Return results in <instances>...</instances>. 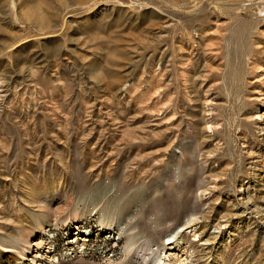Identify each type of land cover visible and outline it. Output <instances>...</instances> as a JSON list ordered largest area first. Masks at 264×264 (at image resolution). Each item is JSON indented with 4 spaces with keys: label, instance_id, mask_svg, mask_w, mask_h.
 <instances>
[{
    "label": "rangeland",
    "instance_id": "374dc122",
    "mask_svg": "<svg viewBox=\"0 0 264 264\" xmlns=\"http://www.w3.org/2000/svg\"><path fill=\"white\" fill-rule=\"evenodd\" d=\"M162 259L264 264V0H0V264Z\"/></svg>",
    "mask_w": 264,
    "mask_h": 264
},
{
    "label": "bare ground",
    "instance_id": "6f19581e",
    "mask_svg": "<svg viewBox=\"0 0 264 264\" xmlns=\"http://www.w3.org/2000/svg\"><path fill=\"white\" fill-rule=\"evenodd\" d=\"M14 47V46H13ZM263 113L257 114V117L262 118ZM193 231V230H191ZM158 264H171L169 261H165L164 259L160 260Z\"/></svg>",
    "mask_w": 264,
    "mask_h": 264
}]
</instances>
